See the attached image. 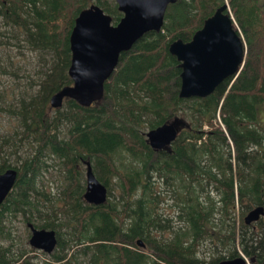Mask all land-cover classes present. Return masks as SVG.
<instances>
[{"label":"trees","instance_id":"1","mask_svg":"<svg viewBox=\"0 0 264 264\" xmlns=\"http://www.w3.org/2000/svg\"><path fill=\"white\" fill-rule=\"evenodd\" d=\"M91 3L111 24L122 15L114 0H0V75L10 77L0 112L11 118L0 132V171H17L0 202V264H215L239 253L264 264V213L242 218L264 208V0L169 3L161 29L120 52L99 99L63 97L52 107L49 96L71 83L73 20ZM222 3L244 42L240 69L205 96L180 97L167 44L189 39ZM22 47L35 55L33 78L13 58L24 57ZM173 118L181 127L168 146L150 147L145 130ZM85 160L106 186L102 203L82 196ZM27 221L54 229L50 252L29 246Z\"/></svg>","mask_w":264,"mask_h":264},{"label":"water","instance_id":"2","mask_svg":"<svg viewBox=\"0 0 264 264\" xmlns=\"http://www.w3.org/2000/svg\"><path fill=\"white\" fill-rule=\"evenodd\" d=\"M122 13L115 24L96 4L81 9L73 20L68 44L70 59L67 73L71 83L61 86L49 96V105L59 106L63 97H70L81 105H89L102 96L103 81L116 66L120 52L148 31L161 29L166 6L175 0H114ZM226 3L215 7L202 20L189 39H172L167 50L179 61L178 96H205L225 77L234 76L244 58V42L226 12ZM181 127L179 118L145 130L146 141L153 149L167 147ZM85 163L84 200L93 204L106 198L105 185L96 178L88 160ZM17 171L6 167L0 171V202L11 188ZM264 213L262 204L247 209L243 222L258 219ZM27 242L34 248L50 252L56 244L53 228L35 227L27 221ZM136 243L142 245L137 238ZM251 260V259H249ZM240 254L219 259L215 264H246ZM200 264V263H186Z\"/></svg>","mask_w":264,"mask_h":264},{"label":"rangeland","instance_id":"3","mask_svg":"<svg viewBox=\"0 0 264 264\" xmlns=\"http://www.w3.org/2000/svg\"><path fill=\"white\" fill-rule=\"evenodd\" d=\"M22 50H23V55L24 57H21L20 55H13V58L17 61V65L22 68V71H18L19 73L21 74H26L27 75H30L32 78H33V73H32V70H33V64L35 63L34 59H35V55L32 54V52L28 51L26 48L22 47ZM33 55V56H32ZM33 57V58H32ZM32 73V74H31ZM29 77V76H27ZM21 79V78H19ZM8 80H10V77L9 76H4V75H0V86H1V83H5V84H8ZM22 80V79H21ZM10 84V83H9ZM10 121H11V118L8 119L7 115L3 112H0V132L1 131H7L8 129V126L10 127ZM54 181H50L48 180V190H50L51 192L54 191L55 189V185L53 183ZM211 190V189H210ZM115 191V190H114ZM214 191H210V194L212 195ZM166 205V204H165ZM166 209L168 210L167 206H165ZM239 204H236L234 206V225L235 227L237 228L238 227V219H239ZM230 221V219H228ZM13 225L17 228L20 236L22 235H26V230H25V226H24V222L21 221L18 217H16L14 220H13ZM203 247L202 248H205L204 244H202ZM39 250V249H38ZM34 252L36 255L35 259L37 260H41V259H45V258H48L47 254H42L40 251H32ZM242 257H244L246 260H247V263L250 264L251 260H249V256H245L244 254L242 253H239Z\"/></svg>","mask_w":264,"mask_h":264},{"label":"flooded vegetation","instance_id":"4","mask_svg":"<svg viewBox=\"0 0 264 264\" xmlns=\"http://www.w3.org/2000/svg\"><path fill=\"white\" fill-rule=\"evenodd\" d=\"M85 164V163H84ZM85 172V171H84ZM106 187V186H105ZM84 189H85V173H84ZM84 191V190H83ZM263 215V214H262ZM262 215H260V216H262ZM259 216V217H260ZM259 217H258V219H259ZM258 219H256V220H253V221H250L249 223H253V222H255V221H257ZM30 232V231H29ZM56 235V234H55Z\"/></svg>","mask_w":264,"mask_h":264}]
</instances>
